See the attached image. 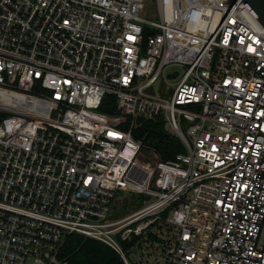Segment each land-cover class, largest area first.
Masks as SVG:
<instances>
[{
	"label": "built area",
	"instance_id": "2783aa9c",
	"mask_svg": "<svg viewBox=\"0 0 264 264\" xmlns=\"http://www.w3.org/2000/svg\"><path fill=\"white\" fill-rule=\"evenodd\" d=\"M0 115V264H68L71 236L124 264L134 239L264 264V27L242 0H0ZM152 120L174 160L135 138ZM126 192L147 199L115 220Z\"/></svg>",
	"mask_w": 264,
	"mask_h": 264
},
{
	"label": "trees",
	"instance_id": "16d2710c",
	"mask_svg": "<svg viewBox=\"0 0 264 264\" xmlns=\"http://www.w3.org/2000/svg\"><path fill=\"white\" fill-rule=\"evenodd\" d=\"M99 111L113 115L114 96H106ZM2 117L3 115H0V118ZM134 136L153 147L158 158L163 161L174 160L178 154L184 152L181 140L167 129L166 123L162 120L144 122L134 130ZM136 241L137 239H134L132 242L123 243L124 249H130ZM63 256L66 257L68 264H124L121 257L107 245L75 236L67 240Z\"/></svg>",
	"mask_w": 264,
	"mask_h": 264
},
{
	"label": "rangeland",
	"instance_id": "374dc122",
	"mask_svg": "<svg viewBox=\"0 0 264 264\" xmlns=\"http://www.w3.org/2000/svg\"><path fill=\"white\" fill-rule=\"evenodd\" d=\"M148 19L151 14L146 16ZM181 74V69L178 67H170L166 70V75L170 74ZM167 129L170 131L169 126ZM147 197L140 196L135 193L126 192L119 193L114 202L112 208V218L115 220L127 217L140 209L143 205V201ZM152 230V228H150ZM162 236L169 238L170 233L165 230ZM260 242L264 243V224L261 231ZM169 244H162L155 242L151 239L145 240L139 247L131 248L126 251V258L130 264H164L165 263V253L167 251Z\"/></svg>",
	"mask_w": 264,
	"mask_h": 264
},
{
	"label": "water",
	"instance_id": "95a60500",
	"mask_svg": "<svg viewBox=\"0 0 264 264\" xmlns=\"http://www.w3.org/2000/svg\"><path fill=\"white\" fill-rule=\"evenodd\" d=\"M237 0H232L236 2ZM242 2L247 6L249 11L258 20V22L264 27V0H242ZM142 117L137 118V123L143 122Z\"/></svg>",
	"mask_w": 264,
	"mask_h": 264
}]
</instances>
